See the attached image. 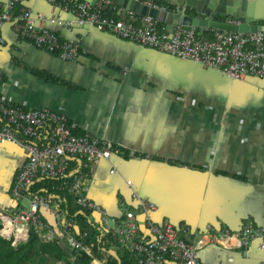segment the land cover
I'll return each mask as SVG.
<instances>
[{
    "label": "crops",
    "instance_id": "0c3cea01",
    "mask_svg": "<svg viewBox=\"0 0 264 264\" xmlns=\"http://www.w3.org/2000/svg\"><path fill=\"white\" fill-rule=\"evenodd\" d=\"M98 4L105 17L129 18V12L105 1ZM21 6L34 15L62 14L48 0H23ZM44 26L62 41L79 44L78 61H63L19 41L15 23H6L0 93L23 108L65 114L80 131L118 148L88 182L93 201L117 218L133 210L142 236L147 217L188 228V242L221 230L238 231L248 221L264 226L263 78L232 81L108 30ZM24 159L17 146L0 144V211L15 206L11 191ZM132 192L156 209L142 213ZM197 259L200 264H262L264 255L257 243L234 250L207 245ZM88 264H106V259Z\"/></svg>",
    "mask_w": 264,
    "mask_h": 264
},
{
    "label": "built area",
    "instance_id": "2783aa9c",
    "mask_svg": "<svg viewBox=\"0 0 264 264\" xmlns=\"http://www.w3.org/2000/svg\"><path fill=\"white\" fill-rule=\"evenodd\" d=\"M22 1L0 0V47L4 44V25L13 22L19 41L56 53L63 61L76 62L82 54L79 44L62 41L44 24L57 23L68 29L77 25L111 31L141 47L218 71L232 81L248 76L264 79V31L244 34L207 28L196 33L177 26L170 33L150 16L129 12L125 19L105 17L102 4L93 5L90 0H48L62 13L53 16L43 12L34 15L24 6L17 11ZM142 2L162 10L177 9L152 0ZM68 119L48 108H23L0 93V144L15 145L25 156L11 191L15 206L0 211V237L10 240L13 247L27 242L33 234L43 244L59 243L69 252L70 264L82 254L90 255L85 245L88 233L81 229L77 214L70 213L69 201L73 199L77 210L98 216L95 221L101 231L118 247L134 254L135 264H200L197 253L207 245L234 250L257 243L264 255V226L252 221L235 232L221 230L188 242V228L157 224L147 217L143 222L147 234L142 236L133 210L128 208L121 218L110 214L89 197L88 182L118 148L104 138L80 131L78 124ZM127 185L131 186L130 182ZM131 196L142 213L156 209L154 203L140 200L135 192Z\"/></svg>",
    "mask_w": 264,
    "mask_h": 264
},
{
    "label": "water",
    "instance_id": "95a60500",
    "mask_svg": "<svg viewBox=\"0 0 264 264\" xmlns=\"http://www.w3.org/2000/svg\"><path fill=\"white\" fill-rule=\"evenodd\" d=\"M93 5L105 1L125 12L150 16L165 25L172 33L174 28H213L237 33L264 31V0H152L177 9L162 10L143 3L142 0H90ZM68 17V14H64ZM77 26V25H74ZM115 256V255H114Z\"/></svg>",
    "mask_w": 264,
    "mask_h": 264
},
{
    "label": "trees",
    "instance_id": "16d2710c",
    "mask_svg": "<svg viewBox=\"0 0 264 264\" xmlns=\"http://www.w3.org/2000/svg\"><path fill=\"white\" fill-rule=\"evenodd\" d=\"M156 3L160 4L158 1ZM21 8L20 3L16 10L19 11ZM2 11L0 3V12ZM114 17L118 18V16ZM158 24L163 26L160 22ZM69 205L70 213L77 214L81 229L88 233L85 245L90 251V255L78 256L74 264H88L93 259L103 260L104 258L106 264H118V262L119 264H135L136 256L118 247L108 233L101 231L91 213L77 210L73 199H70ZM111 250H115V256L111 254ZM68 257L69 252L65 251L59 243L43 244L33 234L27 242L15 247L11 245L10 240L0 237V264H56L57 260H64L66 264H69Z\"/></svg>",
    "mask_w": 264,
    "mask_h": 264
}]
</instances>
